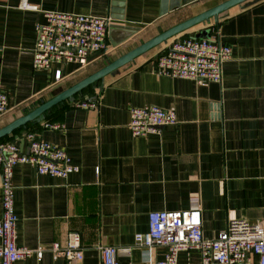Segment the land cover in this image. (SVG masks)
Listing matches in <instances>:
<instances>
[{"label": "crops", "instance_id": "1", "mask_svg": "<svg viewBox=\"0 0 264 264\" xmlns=\"http://www.w3.org/2000/svg\"><path fill=\"white\" fill-rule=\"evenodd\" d=\"M22 1L0 0V91L8 97L0 128L225 0H117L124 4V20L112 16L115 0H27L38 10L23 9ZM48 9L110 16L107 48L92 54L85 67L64 62L34 68L36 25ZM206 30L209 38L233 47L221 82L201 85L158 74L156 59L170 38L4 138L28 153L34 133L65 148L80 167L65 178L39 174L26 163L14 167L17 244L45 249L41 259L35 253L16 264H98V244L117 247L122 264H158L165 248L155 246L147 257L134 244L136 233L149 229L152 211L200 209L204 234L211 238L233 218L264 222V0L232 6L178 36ZM96 98L95 109L78 105ZM145 105L174 110L178 123L133 136L130 109ZM1 182L0 168V215ZM70 231L80 233L84 246L83 259L72 263L51 251ZM180 260H189L186 252ZM190 260L198 262L199 253L192 251Z\"/></svg>", "mask_w": 264, "mask_h": 264}, {"label": "built area", "instance_id": "2", "mask_svg": "<svg viewBox=\"0 0 264 264\" xmlns=\"http://www.w3.org/2000/svg\"><path fill=\"white\" fill-rule=\"evenodd\" d=\"M23 9L38 10L37 5L22 1ZM45 20L36 25L37 39L33 50L36 69H50L54 63L73 62L80 67L89 64V58L107 48L110 16H99L57 9L43 11ZM233 47L218 37L174 36L157 56L156 72L173 78H189L201 85L221 82L223 66L231 59ZM55 81L62 80V70L55 69ZM8 97L0 91V118L8 112ZM98 99L82 101L79 106L95 109ZM178 117L174 110L157 105L134 106L130 109L129 128L133 136L157 133L161 127L175 125ZM58 129L59 123H47ZM20 163L34 166L39 174L68 177L80 170L65 148L29 134V151L19 144L0 141V168L2 170V211L0 215V264H16L32 254L43 257L44 247L30 248L17 244L19 217L15 210L14 167ZM134 244L149 257L155 247L165 248L158 264H264V222L245 218L230 219L217 237L204 234L200 209L152 211L149 229L135 235ZM101 260L98 264H122L118 249L113 245L98 244ZM55 257L62 256L69 263L82 260L84 246L79 232L70 231L65 243L55 241L51 246ZM189 260L182 262L180 253ZM192 251L199 253V261L190 260ZM125 264H132L127 262Z\"/></svg>", "mask_w": 264, "mask_h": 264}, {"label": "water", "instance_id": "3", "mask_svg": "<svg viewBox=\"0 0 264 264\" xmlns=\"http://www.w3.org/2000/svg\"><path fill=\"white\" fill-rule=\"evenodd\" d=\"M248 1L249 0H225L185 21H182L181 23H178L177 25L170 27L169 29L162 31L161 33H159L158 35L152 38L146 41H143L138 46L134 47L133 49L129 50L128 52L124 53L120 57L114 59L113 61H110L104 67L91 73L90 75L83 78L76 84L62 90L57 95H55L53 98L47 101H42L40 105H38L36 108L31 110L29 113H26L25 115L18 117L17 119L13 120L9 124L0 128V140L5 138L9 134L13 133L14 131L24 127L29 122L36 120L37 118H41L44 113L52 109L57 104L62 103L66 100L74 101L78 94L83 93L84 89L102 80V78H104L109 73H113V74L118 73L119 69L122 66L133 61L136 57L147 52L153 47L158 46L168 41L170 38L186 31L187 29L199 23L209 22L212 18L217 17L220 13L229 9L232 6L242 4ZM113 5L115 6L114 8L111 9V11L114 13L115 12L121 13L122 15L115 16L114 13H112V16L117 17V19L124 20V16H123L124 4H120L117 0H115ZM118 7H120L121 10ZM209 36L210 35L208 34L207 30L196 35V37H206V38H209Z\"/></svg>", "mask_w": 264, "mask_h": 264}, {"label": "trees", "instance_id": "4", "mask_svg": "<svg viewBox=\"0 0 264 264\" xmlns=\"http://www.w3.org/2000/svg\"><path fill=\"white\" fill-rule=\"evenodd\" d=\"M94 72H95V71H94ZM89 75H90V74H89ZM98 82H99V81H98ZM96 83H97V82H96ZM94 84H95V83H94ZM94 84H92V85H94ZM92 85H90V86H92ZM90 86H89V87H90ZM89 87H88V88H89ZM86 89H87V88H86ZM84 90H85V89H84ZM84 90H83V91H84ZM0 141H6V140L3 138V139H1Z\"/></svg>", "mask_w": 264, "mask_h": 264}]
</instances>
